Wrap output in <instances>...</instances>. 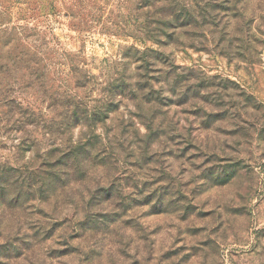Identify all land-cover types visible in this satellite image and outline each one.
<instances>
[{"label":"rangeland","instance_id":"obj_1","mask_svg":"<svg viewBox=\"0 0 264 264\" xmlns=\"http://www.w3.org/2000/svg\"><path fill=\"white\" fill-rule=\"evenodd\" d=\"M173 1L210 22L166 48L148 0H0V264H264V0ZM136 68L151 104L57 132ZM86 138L106 160L64 187L50 164Z\"/></svg>","mask_w":264,"mask_h":264},{"label":"trees","instance_id":"obj_2","mask_svg":"<svg viewBox=\"0 0 264 264\" xmlns=\"http://www.w3.org/2000/svg\"><path fill=\"white\" fill-rule=\"evenodd\" d=\"M172 1L173 0H148V6L155 7L156 5H160L158 11L160 15L158 19H155L150 25V27L152 25L156 26V29L152 31V41L153 43L158 44L159 47L168 48L173 44H177L178 39L181 40L182 37L186 38L188 36V34H185L184 36L179 35L177 33L178 30H184L188 27L196 26L197 24L199 25L203 20H205L204 24L210 22L209 20H206L207 17L200 18L194 14H189L188 7L185 4L183 5V2L181 4L178 1ZM236 1L238 2V0H234L231 5H226L224 11L228 10L230 12H235L238 6ZM155 9L158 8L155 7ZM238 29L242 32L240 25L238 26ZM145 55L147 60H152L153 62L161 61V57L167 56L161 49L150 50L146 52ZM126 58H130V55H125V59ZM167 59L168 58H165L166 62L169 63V60L167 61ZM161 62L163 63V61ZM25 63L27 64L26 66L28 70H30V64H28L27 61H25ZM171 70H173V68H171ZM176 70L179 71L181 68L177 67ZM139 71L140 68H136L135 71L130 74L127 73V69L123 72L114 73L113 77H111V81H109L105 89H103L102 99L99 101L94 100L97 105L93 107L79 101V99H76L75 101L70 99L72 97L66 99L62 105L65 114V116H63L65 120L61 123L63 128L57 129V132L61 131V133L67 134L71 129L78 127H85L94 131L98 126H101L103 123L105 124L107 120L109 121L111 116L120 110L125 101L134 102L140 100L138 102L151 104V100L155 99V97H153L155 90L151 86L149 89V85L143 83L144 79L141 75H138ZM184 73L185 71L182 70L180 73H173L175 75L170 73V75L174 77V80L178 78V82L176 81V83H179L180 85L181 81L182 83L188 81V76L185 77ZM170 75L168 74L169 78H171ZM180 89L182 90V85H180L178 90L174 91L173 94L182 98V95L178 93L180 92ZM137 107L139 106L137 105ZM18 108L20 110H29L24 108L22 104H18ZM35 113L36 112L33 110L32 112H24L23 118L26 120V123L24 124L34 126L36 124L35 116H37ZM25 115H27V117H25ZM44 120L43 122L49 123V125H54L56 123L50 122V120L47 119ZM46 126L47 129L53 128L48 125ZM98 146L99 143H96L94 139L86 138L84 141H79L75 144H67L65 150L63 149L60 151V159L58 161L54 159L50 164V168H52V163L56 162L54 166L55 169L59 170L58 177L60 181L63 179L64 187L70 188L69 183L72 181V178H75L76 181L82 179V176L87 169L86 164H92L94 161L93 159H100L101 161L106 160ZM96 163H98V161H96ZM1 172H5V168L0 167V173ZM115 185L114 182H111V184L108 185V188L104 189V191L107 190V192H110ZM34 186L37 187V184L30 183L28 189H32ZM18 189L21 190L20 188ZM1 195L4 200H7L8 196L4 195V192L1 191Z\"/></svg>","mask_w":264,"mask_h":264}]
</instances>
